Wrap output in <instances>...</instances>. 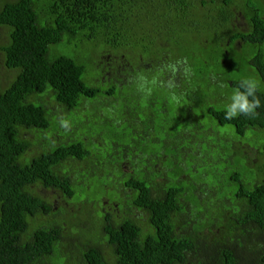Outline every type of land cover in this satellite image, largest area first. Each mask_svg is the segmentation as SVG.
I'll list each match as a JSON object with an SVG mask.
<instances>
[{
    "label": "trees",
    "instance_id": "trees-1",
    "mask_svg": "<svg viewBox=\"0 0 264 264\" xmlns=\"http://www.w3.org/2000/svg\"><path fill=\"white\" fill-rule=\"evenodd\" d=\"M261 162L264 0H0V264H264Z\"/></svg>",
    "mask_w": 264,
    "mask_h": 264
},
{
    "label": "clouds",
    "instance_id": "clouds-1",
    "mask_svg": "<svg viewBox=\"0 0 264 264\" xmlns=\"http://www.w3.org/2000/svg\"><path fill=\"white\" fill-rule=\"evenodd\" d=\"M131 83L134 84L137 94L143 97L151 96L153 88L157 86L155 79H149L144 74L134 76ZM159 86L166 87L171 93V98L178 102L179 97L174 91L176 88L175 81L169 80ZM258 87L259 83L255 79L250 77L241 78L238 86L234 87L226 104L224 118L232 120L241 115L251 116L255 114V110L261 106L260 100L256 95Z\"/></svg>",
    "mask_w": 264,
    "mask_h": 264
},
{
    "label": "rangeland",
    "instance_id": "rangeland-1",
    "mask_svg": "<svg viewBox=\"0 0 264 264\" xmlns=\"http://www.w3.org/2000/svg\"><path fill=\"white\" fill-rule=\"evenodd\" d=\"M90 50H91L92 52H89V49H87V51H86V50H82L81 55H83V54L89 55V57L92 58V59H94V61H96V59H97V55H100L101 63H97V64L102 65V63H104V62L107 61V67L109 68V63L112 62L113 60L111 59V57H107V55H106L107 53H104V52H102V51H101V53H100V49H95V48L93 49V48H91V46H90ZM99 53H100V54H99ZM99 69H100V68H99ZM101 69H102V68H101ZM88 71L91 72V73L96 72L95 69H94L93 66H92V63H91V65L88 66ZM106 75H107V74H106ZM90 76H91V75H90ZM249 77H250V78H253V79H255V80L257 81V79H256L255 76H249ZM226 130H228V131H230V132L233 131L231 128H227ZM251 136H252L251 134L248 135V137H251ZM255 136H256V139H254V138L252 137V140L255 141V142H257V140L259 139V137H257V136H262V135L256 134ZM250 149H251V148H250ZM251 157H252V161H253V162H256V156H255V155H251ZM261 164H264V162H261ZM261 169H264V165L261 167ZM106 203H108V201H105V204H106Z\"/></svg>",
    "mask_w": 264,
    "mask_h": 264
}]
</instances>
